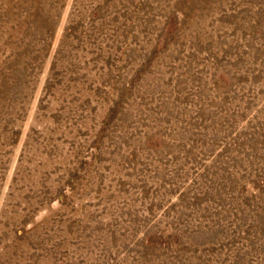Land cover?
Returning a JSON list of instances; mask_svg holds the SVG:
<instances>
[{
  "label": "rangeland",
  "instance_id": "rangeland-1",
  "mask_svg": "<svg viewBox=\"0 0 264 264\" xmlns=\"http://www.w3.org/2000/svg\"><path fill=\"white\" fill-rule=\"evenodd\" d=\"M0 264H264V0H0Z\"/></svg>",
  "mask_w": 264,
  "mask_h": 264
}]
</instances>
